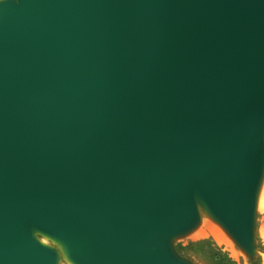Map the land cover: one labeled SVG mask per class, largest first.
<instances>
[{"label":"water","instance_id":"1","mask_svg":"<svg viewBox=\"0 0 264 264\" xmlns=\"http://www.w3.org/2000/svg\"><path fill=\"white\" fill-rule=\"evenodd\" d=\"M263 179L264 0H0V264L255 263Z\"/></svg>","mask_w":264,"mask_h":264},{"label":"rangeland","instance_id":"2","mask_svg":"<svg viewBox=\"0 0 264 264\" xmlns=\"http://www.w3.org/2000/svg\"><path fill=\"white\" fill-rule=\"evenodd\" d=\"M260 201L262 207L257 210L255 217V244L257 247L255 263L238 250L225 232L210 220H203L194 232L175 239L174 247H188L187 252L179 251V254L191 264H263L264 243L260 234V227L264 225V179ZM40 239L45 244L51 245L42 238ZM59 264L67 263L63 258H60Z\"/></svg>","mask_w":264,"mask_h":264},{"label":"bare ground","instance_id":"3","mask_svg":"<svg viewBox=\"0 0 264 264\" xmlns=\"http://www.w3.org/2000/svg\"><path fill=\"white\" fill-rule=\"evenodd\" d=\"M261 207H262V203H261V201H260V203H259V208L261 209ZM260 234H261V237H262V239H263V243H264V225H262L261 227H260ZM262 260H263V264H264V255H263V257H262Z\"/></svg>","mask_w":264,"mask_h":264},{"label":"trees","instance_id":"4","mask_svg":"<svg viewBox=\"0 0 264 264\" xmlns=\"http://www.w3.org/2000/svg\"><path fill=\"white\" fill-rule=\"evenodd\" d=\"M178 250L181 251V252H187L188 251V247H178Z\"/></svg>","mask_w":264,"mask_h":264}]
</instances>
